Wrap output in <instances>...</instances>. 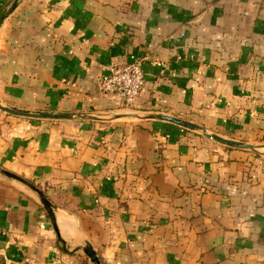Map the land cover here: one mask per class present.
Returning a JSON list of instances; mask_svg holds the SVG:
<instances>
[{"label":"crops","instance_id":"0c3cea01","mask_svg":"<svg viewBox=\"0 0 264 264\" xmlns=\"http://www.w3.org/2000/svg\"><path fill=\"white\" fill-rule=\"evenodd\" d=\"M137 58L122 106L100 78ZM0 101L75 114L0 110V167L55 219L0 173V264H93L85 240L100 264H264V151L146 116L264 144V0H19L0 24Z\"/></svg>","mask_w":264,"mask_h":264},{"label":"water","instance_id":"95a60500","mask_svg":"<svg viewBox=\"0 0 264 264\" xmlns=\"http://www.w3.org/2000/svg\"><path fill=\"white\" fill-rule=\"evenodd\" d=\"M18 1L19 0H13L10 7L8 8V10L0 16V24L3 20V18L15 8ZM0 110L5 111L7 113L21 115V116L44 117V118H51V119L70 118L72 115H75V114L68 113V112H52V111H47V110L30 111V110H24V109H17L15 107H10L8 105H5L1 101H0ZM78 115L84 116V114H82V113H78ZM120 115L136 116L135 113H123ZM120 115H117V116H120ZM146 116L147 117H158L160 119H164L166 121L173 122L177 125H180L182 127L187 128V129L199 131L200 133L204 134L205 136L211 137L212 139H214L220 143H223L225 145L231 146V147L242 148V149H255L259 145V144H254V143H250L247 141H242V140L224 137V136L219 135L217 133H214L212 131H208L202 124L188 120V119L180 117V116L171 115V114H163V113L149 114ZM0 173L6 177L17 179V180L21 181L22 183H24L25 185H27L28 187H30L32 190H34L38 195V199H39L40 203L42 204V206L46 210L47 214L49 215V217H50V219H51V221L55 227L53 203L46 196V194L42 191V189L37 187L34 183L29 181L28 179H26V178H24V177H22L16 173H13L7 169L0 167ZM80 248L90 258V260L92 261L93 264H100L97 252L93 248L92 244L89 241L85 240L84 243H82L80 245Z\"/></svg>","mask_w":264,"mask_h":264},{"label":"built area","instance_id":"2783aa9c","mask_svg":"<svg viewBox=\"0 0 264 264\" xmlns=\"http://www.w3.org/2000/svg\"><path fill=\"white\" fill-rule=\"evenodd\" d=\"M183 34V31L180 32ZM144 82L142 58L109 65L100 78L101 91L119 98L122 106H130Z\"/></svg>","mask_w":264,"mask_h":264},{"label":"rangeland","instance_id":"374dc122","mask_svg":"<svg viewBox=\"0 0 264 264\" xmlns=\"http://www.w3.org/2000/svg\"><path fill=\"white\" fill-rule=\"evenodd\" d=\"M256 148L260 151H264V144H259Z\"/></svg>","mask_w":264,"mask_h":264}]
</instances>
